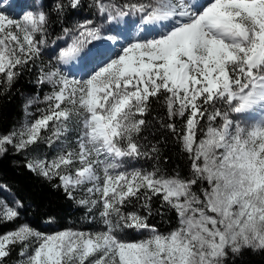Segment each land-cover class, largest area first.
Returning a JSON list of instances; mask_svg holds the SVG:
<instances>
[{
  "label": "snow or ice",
  "instance_id": "snow-or-ice-1",
  "mask_svg": "<svg viewBox=\"0 0 264 264\" xmlns=\"http://www.w3.org/2000/svg\"><path fill=\"white\" fill-rule=\"evenodd\" d=\"M30 7L19 19L0 13V96L33 69L30 83L50 91L25 97L26 119L0 134V158L39 153L28 171L58 180L52 186L93 219L98 212L102 228L47 233L20 223L0 234V264L13 251L16 264H243L247 252L264 254V0H36ZM85 7L107 23L139 14L157 34L114 57L91 54L86 78H69L59 65L102 39L93 19L73 23ZM57 26L58 54L45 63ZM154 105L166 110L154 119L186 156L187 177L159 165L160 142L148 140L145 118ZM140 159L157 163L125 168ZM153 197L175 213L166 232L148 223ZM25 207L0 199V224L15 223ZM127 229L144 238L124 239Z\"/></svg>",
  "mask_w": 264,
  "mask_h": 264
},
{
  "label": "trees",
  "instance_id": "trees-1",
  "mask_svg": "<svg viewBox=\"0 0 264 264\" xmlns=\"http://www.w3.org/2000/svg\"><path fill=\"white\" fill-rule=\"evenodd\" d=\"M32 2V5H35V1L33 0ZM86 2L89 5L92 4V0H86ZM127 2L135 3L143 2V0H105V3L123 4ZM130 15L139 17V14ZM84 18L93 19L97 25L107 24L104 18L96 13L94 7H85L79 15L73 17V23L82 21ZM59 34L60 29L57 26L55 34L49 39L48 47L43 56L45 63L52 59L55 54H58V48L51 43V39H54L55 35ZM52 62L55 63L54 60ZM35 77V69L30 74L25 73L13 86L10 93L0 96V134H6L14 125L23 120L25 115L23 105L26 96L39 92L42 98L49 91L48 86L37 88L34 83H30V81L35 80ZM165 112L164 108L154 105V111L145 117L152 124L151 131L153 134L148 135V133H144L143 135H148V140L151 143L160 142L159 147L161 148L162 155L159 165L167 171V174L172 175L175 172H179L181 176L187 177L189 162L186 156L180 152L179 144L175 142V138L166 130H161L158 120L154 119V117L164 116ZM177 126H181L179 121H177ZM27 160L24 153L17 154L11 151L6 156L0 158V184H6L8 187L7 194L3 190H0V199H5L10 205H12L13 201L22 199L26 206L25 209H21V215L15 223L0 224V234L24 222L42 232L53 230L55 227L57 229L98 230L95 228L96 220L93 219L92 215L87 213L85 208L68 200L60 190L52 186L59 183L58 180L46 181L29 172L25 167ZM156 163L157 161L154 160L140 159L129 161L125 165L128 169L141 168L151 170ZM151 206L154 214L149 217V224L155 225L161 232H166L176 226L175 213L162 209L159 197H153ZM157 210L163 211L164 215L156 214ZM127 211H139L142 215L145 214L143 209L134 205H129ZM46 213H51L56 217L55 223H45ZM121 235L127 240H138L142 239L145 234L127 229ZM16 259L17 252L13 251L11 257L6 258L7 264H16ZM243 264H264V254L247 252L244 255Z\"/></svg>",
  "mask_w": 264,
  "mask_h": 264
},
{
  "label": "rangeland",
  "instance_id": "rangeland-1",
  "mask_svg": "<svg viewBox=\"0 0 264 264\" xmlns=\"http://www.w3.org/2000/svg\"><path fill=\"white\" fill-rule=\"evenodd\" d=\"M32 1L33 0H0V13L9 15L11 18L19 19L26 12L34 10L33 7H30V5H32L33 3ZM140 27H143V25L140 22V19L129 18L128 16H126L118 23L117 22L109 23L108 27L102 28L100 31L102 39L91 42L89 45H87L85 49V53H90V55L88 57H85V53H82L80 57H78L74 61H70L68 64L71 67H77L80 64L84 63L85 69L83 71H80L84 73L83 75H80L79 74L80 72H74V71L73 72L77 74L71 75L67 73V70H65L62 65H59V67L69 76V78H73V77L77 79L86 78L87 72L90 71L91 68L95 66V61L92 59L91 54L107 53L108 55L105 56L104 59H107L109 57H114L115 54L119 53L121 48L123 46H126L128 43L134 42L135 40L138 39H151L157 34L156 31L153 30V32L149 33L148 35H139V34H137V36L132 35L133 31L137 30ZM125 32L127 33V35H123ZM109 37H111V39L115 41L116 48L113 49H109L108 47L102 48L105 44H107L105 41H107ZM121 40L126 43L118 42ZM61 44L62 46H66L63 44V42H61ZM35 107L36 106H33L31 109H29V111L33 112L35 115H38V113H35ZM39 107H44V105L40 104ZM25 119L26 116L24 115L23 120ZM40 152L46 154L48 158H51V156L53 155V152L49 150L46 146H41ZM24 154L27 159H30L32 155H39V153H32V154L24 153ZM126 167L127 166L125 165V168ZM3 192L7 194V191L3 190ZM2 200L7 202L5 199ZM93 215L96 217L95 220L97 222L95 223V228L100 230L102 228V225L98 223L99 220L98 212H94ZM58 230L61 229H57V227H55L53 228V230H48L46 232L51 233Z\"/></svg>",
  "mask_w": 264,
  "mask_h": 264
},
{
  "label": "bare ground",
  "instance_id": "bare-ground-1",
  "mask_svg": "<svg viewBox=\"0 0 264 264\" xmlns=\"http://www.w3.org/2000/svg\"><path fill=\"white\" fill-rule=\"evenodd\" d=\"M146 27L147 26L143 25V27H140L137 30L133 31L132 35H134V36H137V34H139V35H148L149 33L153 32V30H155V29H152L151 27H147V30H142V29H144ZM127 31H129V30H127ZM123 35H127V33L125 32ZM105 42L107 44H105L102 48H105V47H108L109 49L116 48L115 41H113L112 39H107V41H105ZM118 42H122L123 43L124 41L121 40V41H118ZM124 43H126V42H124ZM68 64L63 65V66L68 67L71 70H75L74 72H80V71H83L85 69L84 63L80 64L77 67H71ZM256 115H257V118H258V114H256Z\"/></svg>",
  "mask_w": 264,
  "mask_h": 264
}]
</instances>
